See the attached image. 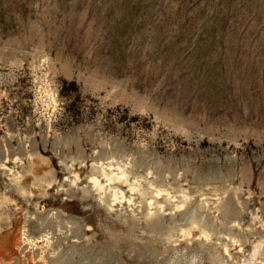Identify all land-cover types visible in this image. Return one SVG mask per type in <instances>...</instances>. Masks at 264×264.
<instances>
[{"label":"rangeland","instance_id":"1","mask_svg":"<svg viewBox=\"0 0 264 264\" xmlns=\"http://www.w3.org/2000/svg\"><path fill=\"white\" fill-rule=\"evenodd\" d=\"M0 264H264V0H0Z\"/></svg>","mask_w":264,"mask_h":264},{"label":"bare ground","instance_id":"2","mask_svg":"<svg viewBox=\"0 0 264 264\" xmlns=\"http://www.w3.org/2000/svg\"><path fill=\"white\" fill-rule=\"evenodd\" d=\"M19 163H21V162H19ZM95 167V166H94ZM6 169V168H5ZM11 171V170H10ZM9 171V172H10ZM30 172V171H29ZM71 175V174H70ZM122 175V174H121ZM120 175V176H121ZM42 176V175H41ZM120 176H118V174H114L112 177H108V181H110V180H113V179H121V177ZM44 178V177H43ZM42 178V179H43ZM76 178V177H75ZM34 179V178H33ZM33 179H32V182H30V183H33ZM37 179H39V176H38V178ZM40 179H41V177H40ZM103 179H105V178H103ZM34 180H36V179H34ZM44 180V179H43ZM96 180V179H95ZM44 181H46V180H44ZM107 181V180H106ZM48 182V181H47ZM46 182V183H47ZM91 182V181H90ZM98 182V181H97ZM125 182V181H124ZM123 183V182H122ZM108 184V183H107ZM111 184H113V182L111 183ZM124 184H126V183H124ZM38 185V184H37ZM95 186V185H94ZM93 186V187H94ZM14 188V187H13ZM157 191V190H156ZM26 192V191H25ZM143 193V192H142ZM164 194H167L166 192L164 193ZM213 195V194H212ZM119 196V195H118ZM112 197V196H111ZM113 197H114V199H117V195L116 194H114L113 195ZM121 197V196H120ZM190 197V196H189ZM156 198H157V196H156ZM111 199V198H110ZM113 199V198H112ZM148 201H150V200H148ZM152 201V200H151ZM171 201V200H170ZM120 202V201H119ZM128 202V201H127ZM130 202V201H129ZM128 202V203H129ZM217 202V201H216ZM112 203V202H111ZM113 204V203H112ZM146 206H147V204H146ZM158 207V206H157ZM176 207H180V205L178 206V205H176ZM151 208V207H150ZM175 209V208H174ZM161 210V209H160ZM147 212H149L148 210H147ZM152 212H150V214H151ZM155 213V212H154Z\"/></svg>","mask_w":264,"mask_h":264}]
</instances>
